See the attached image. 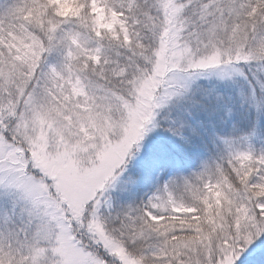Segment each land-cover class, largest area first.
Masks as SVG:
<instances>
[{
  "label": "snow or ice",
  "instance_id": "obj_1",
  "mask_svg": "<svg viewBox=\"0 0 264 264\" xmlns=\"http://www.w3.org/2000/svg\"><path fill=\"white\" fill-rule=\"evenodd\" d=\"M0 264H264V0H0Z\"/></svg>",
  "mask_w": 264,
  "mask_h": 264
}]
</instances>
